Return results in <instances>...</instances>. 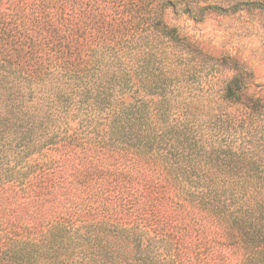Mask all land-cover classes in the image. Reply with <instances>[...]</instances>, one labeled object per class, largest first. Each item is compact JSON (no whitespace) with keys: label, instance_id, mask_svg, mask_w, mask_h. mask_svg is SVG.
Instances as JSON below:
<instances>
[{"label":"trees","instance_id":"obj_1","mask_svg":"<svg viewBox=\"0 0 264 264\" xmlns=\"http://www.w3.org/2000/svg\"><path fill=\"white\" fill-rule=\"evenodd\" d=\"M246 8L0 0V264H264V101L169 19Z\"/></svg>","mask_w":264,"mask_h":264},{"label":"rangeland","instance_id":"obj_2","mask_svg":"<svg viewBox=\"0 0 264 264\" xmlns=\"http://www.w3.org/2000/svg\"><path fill=\"white\" fill-rule=\"evenodd\" d=\"M170 22L213 57H230L251 73L249 94L264 101V11L246 8L237 13H208L201 19L169 13ZM225 71V70H224ZM227 73V72H226ZM56 157L45 150L28 164L44 166Z\"/></svg>","mask_w":264,"mask_h":264}]
</instances>
